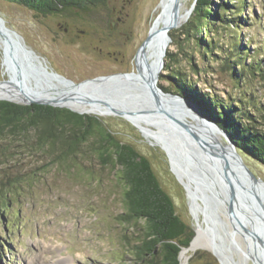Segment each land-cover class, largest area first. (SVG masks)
Masks as SVG:
<instances>
[{
	"label": "rangeland",
	"instance_id": "374dc122",
	"mask_svg": "<svg viewBox=\"0 0 264 264\" xmlns=\"http://www.w3.org/2000/svg\"><path fill=\"white\" fill-rule=\"evenodd\" d=\"M246 1L242 13L245 23L236 30L230 27L231 31L219 33L217 57L205 58L195 39L181 34L182 26L170 30L160 73L163 76L159 75L157 85L172 88L167 76L179 70L211 95L230 100L248 97L253 91L258 100L264 101V84L257 75H246L238 81L226 65L228 46L235 41L244 45L250 40L245 48L257 49L258 57H264V0ZM160 2L106 0L85 11L43 14L0 0V13L51 69L78 82L135 70L134 55L157 16ZM183 6L193 10L194 0H184ZM149 56L147 53L152 63ZM250 59L247 56L245 61ZM2 60L0 48V79L7 77V63ZM137 63L140 66L138 59ZM130 107L129 115L136 124L114 114L99 117L117 139L148 158L176 213L193 230L190 246L184 254L179 253L181 264H221L211 250L192 245L197 230L208 231L214 220L200 198L209 195L210 209L226 221L225 211L221 212L222 197L197 183L169 143L170 154L166 153L163 131L154 126L156 117L144 119L140 116L143 108ZM34 138L29 131L23 141L19 137L0 141V264H134L124 235L132 240L135 234L117 219L122 210L121 186L113 173L90 154V142L82 146L74 165L66 168L59 161L53 162L55 155L47 149L31 148ZM244 159L264 180V166L250 157ZM218 229L220 239L230 246V225L221 223ZM235 239L242 242L238 235ZM246 264L253 263L248 259Z\"/></svg>",
	"mask_w": 264,
	"mask_h": 264
},
{
	"label": "trees",
	"instance_id": "16d2710c",
	"mask_svg": "<svg viewBox=\"0 0 264 264\" xmlns=\"http://www.w3.org/2000/svg\"><path fill=\"white\" fill-rule=\"evenodd\" d=\"M6 1L48 14L73 9L85 11L106 0ZM246 2L196 0L190 17L181 25V34L194 38L205 58L217 57L221 47L219 33L231 31L230 27L236 30L245 23L242 13ZM248 43L250 40L244 45L231 43L226 65L238 81L242 77L244 80L246 75H257L264 84V57H258L257 49L245 48ZM247 56L251 57L249 62L245 61ZM167 77L172 88L165 87V91L191 100L229 134L244 156L264 166V101L258 100L253 91L248 97L230 100L211 95L200 90L179 70ZM29 131L35 137L31 148L47 149L51 156L55 155L52 161H59L66 168L74 165L76 156L83 152L82 146L89 141L90 154L100 166L113 173L121 186L122 210L117 219L135 234L132 240L124 235L134 264L181 263L179 253L190 246L194 232L176 213L170 195L160 185L147 157L131 144L117 139L95 115L45 104L0 100V141L17 137L23 141Z\"/></svg>",
	"mask_w": 264,
	"mask_h": 264
},
{
	"label": "water",
	"instance_id": "95a60500",
	"mask_svg": "<svg viewBox=\"0 0 264 264\" xmlns=\"http://www.w3.org/2000/svg\"><path fill=\"white\" fill-rule=\"evenodd\" d=\"M176 5L175 0L172 10ZM161 33L166 35L165 31L154 29L152 24L134 55L135 70L99 75L76 82L51 69L42 57L26 45L21 34L6 24L0 13L2 63L7 61L11 71L10 75L6 71L7 66L4 68L7 77L0 79V100L63 107L97 117L102 115L93 110H77L68 103H86L94 107L104 104L108 107V114L126 119H129L126 113H132L130 106L142 105L144 111L141 117L151 119L158 116L161 119L156 118L154 126L158 128L163 124L165 130L162 131L168 132L164 141L171 145L181 165L190 170L189 174L198 184L205 189L215 190L222 197L221 212L225 211L226 215H223L227 223L210 209L209 195L200 198L208 208V216L216 220L211 222L212 227L206 230V234L219 238L218 225H230L229 253L244 247L247 256L253 255V264H257V261L264 264V180L255 175L223 128L203 114L191 100L167 92L157 85L166 50H161L158 60L153 64L148 61L144 48ZM31 80L34 88L28 86ZM163 100L169 107L163 105ZM151 111L157 114L151 115ZM188 112L194 113L199 121L191 123L185 120L184 114ZM202 214L204 219L205 214ZM237 235L242 239L241 244L235 243Z\"/></svg>",
	"mask_w": 264,
	"mask_h": 264
},
{
	"label": "bare ground",
	"instance_id": "6f19581e",
	"mask_svg": "<svg viewBox=\"0 0 264 264\" xmlns=\"http://www.w3.org/2000/svg\"><path fill=\"white\" fill-rule=\"evenodd\" d=\"M174 2H175V0H161V2L159 4V10H158L157 16L155 17L154 22H153V28L156 30H161L163 32L165 31L166 35L161 33V35H159V37L157 35L156 37L152 38L151 42H149L148 44L145 45L144 50L146 51V54L150 53L149 60H152L153 64H155L156 61L158 60L160 53H161V50L163 48H165V50H166V46H167L166 38H168V39L170 38L168 36L169 31L172 29H176V28L181 27V25L187 20L188 16L190 15V13L192 11V9H190L188 7L184 8V6H183L184 0H176V2H177L176 8L174 10H172V5ZM138 61H139V59H138ZM6 63H7V61H6ZM139 63H140V61H139ZM7 68H8V70H6V71L11 75V71H10V68L8 66V63H7L6 69ZM28 86L34 88V83L32 80L30 82H28ZM163 103H164L163 105H165V107H169V104L166 103L165 100H163ZM68 105L71 106L72 108H75V109L81 110V111L93 110L95 113L100 114V115H104L108 111L107 110L108 107L104 104H101L99 106L94 107V106H90L89 104H86V103L85 104H79V103L69 102ZM134 107L140 108L143 106L142 105H134ZM153 113L157 114L154 111H153ZM126 114H127V116H129L130 120L129 119L128 120L131 121L132 123L136 124L135 120L130 117V115H129L130 113H126ZM155 117L157 119H160V118H158V116H155ZM184 119L188 120L191 123H194L195 121H199V119L196 117V115L192 112H188V113L184 114ZM160 127L162 130H165V128H163L164 127L163 124ZM167 133H165V131H163V134H164L163 137H166L165 134H167ZM164 140H163V142H164L165 148H166L168 154H170L169 150H168V143H167V141H164ZM172 151H174V150H172ZM210 219H211V217H210ZM210 227H212V225ZM206 233H207V231H204L201 229L197 230V234L194 238L192 247L193 248L202 247V248H206V249H209V250L215 252V254L218 257V259L220 260L221 264H246V261L248 259L253 258V255L247 256V252H246L244 247H242L239 251L235 252L236 253L235 256H234L233 252H231V254H230L228 251V245L226 244L227 241L224 242V240H222L223 238L220 239V237L219 238L218 237L212 238L211 236L207 235ZM223 235H224V237L226 236V234H223ZM217 236H219V235H217ZM216 241H218L219 243L216 244ZM235 243L241 244L240 242H238L236 240H235ZM186 250L187 249L182 250L180 252V254L181 255L184 254ZM255 261H257V260L255 259ZM259 263L260 262L257 261V264H259Z\"/></svg>",
	"mask_w": 264,
	"mask_h": 264
},
{
	"label": "flooded vegetation",
	"instance_id": "af4514ba",
	"mask_svg": "<svg viewBox=\"0 0 264 264\" xmlns=\"http://www.w3.org/2000/svg\"><path fill=\"white\" fill-rule=\"evenodd\" d=\"M129 1V0H128Z\"/></svg>",
	"mask_w": 264,
	"mask_h": 264
}]
</instances>
